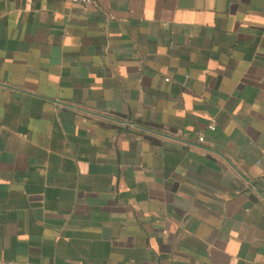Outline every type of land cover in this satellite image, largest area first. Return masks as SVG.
I'll return each instance as SVG.
<instances>
[{
	"label": "crops",
	"instance_id": "1",
	"mask_svg": "<svg viewBox=\"0 0 264 264\" xmlns=\"http://www.w3.org/2000/svg\"><path fill=\"white\" fill-rule=\"evenodd\" d=\"M0 264H264V0H0Z\"/></svg>",
	"mask_w": 264,
	"mask_h": 264
},
{
	"label": "built area",
	"instance_id": "2",
	"mask_svg": "<svg viewBox=\"0 0 264 264\" xmlns=\"http://www.w3.org/2000/svg\"><path fill=\"white\" fill-rule=\"evenodd\" d=\"M70 1L73 2V3H78V4H83V5H90V4L94 3L96 0H70ZM209 128L212 129V130H214L215 129V125L213 123H211L209 125ZM204 139L205 138H204L203 135H201L199 137V140L200 141H204Z\"/></svg>",
	"mask_w": 264,
	"mask_h": 264
}]
</instances>
